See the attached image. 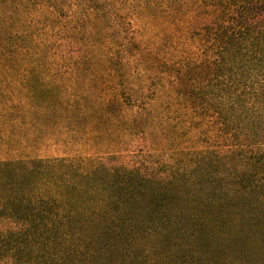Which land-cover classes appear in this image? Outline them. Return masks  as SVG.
Instances as JSON below:
<instances>
[{
  "label": "trees",
  "instance_id": "1",
  "mask_svg": "<svg viewBox=\"0 0 264 264\" xmlns=\"http://www.w3.org/2000/svg\"><path fill=\"white\" fill-rule=\"evenodd\" d=\"M87 1L0 0V76L16 81L19 112L34 125L56 116L60 135L94 148L0 160V264H235L255 254L264 0ZM141 124L175 145L199 135L207 145L174 149L181 159L160 175L93 157L99 139L124 142ZM203 164L231 185L210 188Z\"/></svg>",
  "mask_w": 264,
  "mask_h": 264
},
{
  "label": "rangeland",
  "instance_id": "2",
  "mask_svg": "<svg viewBox=\"0 0 264 264\" xmlns=\"http://www.w3.org/2000/svg\"><path fill=\"white\" fill-rule=\"evenodd\" d=\"M121 1L124 0H89L86 3L88 6H92L95 9H107L110 8L111 2L117 7L118 3ZM20 74H23V72H12L11 77L20 79ZM4 77L6 76H0V160H29L35 157L72 156L75 153L86 155L94 152V148H89L88 145L81 146V144L70 142L69 137L72 135H70L66 129V138H64V134L60 135L61 129H56L59 126L54 125L55 122L58 121V119L55 118L56 116L40 118L39 125L27 123V118L24 114L19 112L17 107L18 102L15 96H13L16 81L10 78L6 79V81H2ZM83 122L84 120L78 119L70 123L71 125L76 124L77 127H80L78 133L82 135V137L80 136L81 138H83L87 132L84 131L85 125L81 128ZM149 131L150 129L145 128V124H141L140 128L134 133L130 135L125 134L124 142L115 145L113 143L109 144V141L105 142L101 138L98 141L101 145L97 147L101 153H94L93 157L99 159L106 165L138 167L139 171L153 172L156 175H160L163 174L168 164H176V162L181 159L175 155L174 149H188L190 147L205 148V145H207V141L204 140L203 135H199L198 139L195 138L189 141L180 138V140L177 141V145L180 146L178 147L175 145L174 141L169 143L168 139H162V136H150V134H148ZM76 137L78 136L76 135ZM153 137L157 138L154 140L152 139ZM176 138L179 139V136ZM207 167V164H203L199 166V169L203 172V180H209L207 183H209L210 188L220 190L231 185L228 180H214L212 176H206L204 172L205 170L207 171ZM222 174L220 176L226 178V176H222ZM227 181L228 184H226ZM2 228H5L4 223H0V229ZM250 247L255 254L251 255L247 253L235 264H264L263 244L257 248ZM204 249L208 252H213V257L221 255L218 253L215 254L211 245L207 246L204 244ZM166 264H173V262L166 261Z\"/></svg>",
  "mask_w": 264,
  "mask_h": 264
}]
</instances>
